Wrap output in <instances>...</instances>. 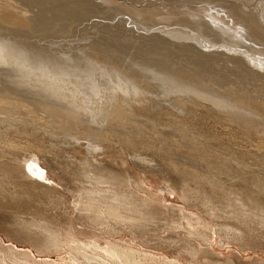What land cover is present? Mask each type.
Listing matches in <instances>:
<instances>
[{"label": "rangeland", "instance_id": "374dc122", "mask_svg": "<svg viewBox=\"0 0 264 264\" xmlns=\"http://www.w3.org/2000/svg\"><path fill=\"white\" fill-rule=\"evenodd\" d=\"M11 1L26 7L30 24L0 21L1 37L49 67H94L105 82L134 84L147 101L136 119L115 115L101 134L104 152L90 156L76 141L87 125L74 129L55 106V114L29 106L51 107L11 94L20 80L0 69V98L22 105L13 117L42 119L17 117L32 132L0 140V264H264V127L234 119L211 97L264 122V75L228 50L233 34L241 51L264 55V0ZM176 82L209 94L175 97ZM24 157L47 172L44 185L29 183ZM86 157L122 182L82 180L74 171ZM137 157L196 193L173 190L137 167ZM215 218L230 230L221 234Z\"/></svg>", "mask_w": 264, "mask_h": 264}, {"label": "bare ground", "instance_id": "6f19581e", "mask_svg": "<svg viewBox=\"0 0 264 264\" xmlns=\"http://www.w3.org/2000/svg\"><path fill=\"white\" fill-rule=\"evenodd\" d=\"M18 3L20 2L18 1ZM24 3L21 4L23 7L25 6ZM25 4L27 5V3ZM25 8L21 9V7H18V4L16 6L15 3L13 4L11 0H0V21L6 25H11V26L18 25L21 28L28 27V25L30 24V19L28 18V13L27 10H25ZM255 9L258 13L262 12L259 6L255 7ZM263 14H264V10H263ZM204 16L208 17L210 15H204ZM202 18L203 17H201L200 19ZM203 20L205 22V19ZM48 22L53 24L56 23L55 21L52 20H49ZM3 24L1 23L0 26ZM204 26L206 25L204 24ZM204 26H202L203 28L200 27L201 30L205 29ZM8 27L9 26L5 27V29L7 28L8 30ZM10 28L12 29V27H9V29ZM2 29L4 28L2 27ZM11 29L9 30V32L14 33V29L13 32L11 31ZM16 32L21 33L18 30H16ZM15 34L16 33H14V35ZM3 36L2 37L0 36V69L4 71L6 69V71H9L10 73L11 72L15 73L18 79L20 80V84L13 85V88L12 87L9 88L10 93L11 94L15 93L17 95L27 94V96L32 95L41 100H44L47 104H50L51 106V107H47L35 103L28 104L29 106H31L32 104V106L35 109H37V111L39 110V108H41L46 112L55 114L58 113V111L55 110L52 106L60 108L61 110L66 112V120L68 121L69 125H71L74 129L77 127H82V125H80V122H83V124L87 125L88 132L84 134L82 133V135H80L79 133V137H77V139L76 137L73 138L76 139V141L78 140L85 141L87 155L94 156L97 154H102L104 152V147H103L104 139L101 137V134L103 129L109 126L110 120H112L115 115L132 116V118L134 119L141 116L140 114L144 109V105L146 104L147 97H146V93L143 92L141 89H139V87L137 88L133 86L134 84L130 85L131 83L128 84L126 81H120V80L114 81V79L109 82H105L106 80L103 79L105 73L102 70H99L92 66H91L92 68H90L91 70L89 69L88 66H87L88 69L86 70L85 69L86 67L84 66L82 70H74V71H69L67 69H64L63 67L62 68L49 67L50 66L49 63L47 64L46 62L47 65H44V63L41 64V62L34 60L31 57L32 55L30 56L28 55L29 53H27V51L24 53V51L22 50L23 51L22 52L19 49V47H16L15 43L6 39V37L3 38ZM229 36L231 38V41L228 42L229 44L228 50L233 54L242 56L252 70H254L256 73L260 75H264V55L263 54L258 55L251 52H247V50L241 51L240 48L237 46V40L235 38L236 35L234 36L233 34L232 35L230 34ZM202 43L204 44L205 47H209L211 45L209 42L206 43L205 40L204 41L202 40ZM74 66L75 64L72 67ZM99 74H101V77L103 78H100ZM15 86H19L20 89H22V92L24 93L19 92ZM203 93L205 92L181 82L173 83L171 85V91L169 92L170 95H173L175 97H178V95L188 96L191 94H203ZM208 94L209 93H205V95ZM211 97L213 98L212 101L215 103L217 109L227 113L229 116L234 117V119L242 120L248 126L259 125L264 127V122L261 121L262 123H259L261 119H258L259 121L257 122L254 119H249L247 116L240 114V112L237 111L241 109L238 104L233 103L229 100H225L222 97H218V96L217 97L211 96ZM8 104H13V107L10 108L9 106H7ZM15 107L21 108L22 105L16 103V100L12 101V100L0 98V114H3L5 116V117L0 116L1 141L2 139H5L4 136L7 135L8 133L17 132L21 134H29L30 132H32V129H28L22 126V124L16 120L17 117L18 118L21 117L23 121L25 120V122H28L33 118H36L34 120H37V118L40 121L42 120L40 117H36L33 115L32 118L28 120L24 116L27 117L29 113L28 115L24 113H23L24 115H22L21 112H18L20 116L18 115L16 117H13L15 115H13L11 111L12 109H15ZM30 111L31 110L29 108H25V113ZM140 158L141 157H137L135 161V165L137 167H139L143 171H148L149 173L162 176L168 181V184L172 187L173 190L178 191L180 194L186 197H190L191 195H194L196 193L195 190L189 189L185 187L182 183L178 182L176 180V176H174L170 171L162 170L161 168L156 167V165L152 161L149 162L151 160L150 158L146 157V159L142 161L140 160ZM30 159L24 157L21 160L24 165L23 169H24L25 177L28 179L29 183L32 186L33 185L36 186L37 184L44 185L43 181L48 180L49 178L47 172L41 169V167L39 166L40 164L37 160L35 159L30 160ZM74 173L75 175L78 174L80 178H82V180L93 181L96 184H101V183L115 184V183H120V181L122 182V175H118L117 171L105 166L100 162L93 161L92 157H86L80 163L79 167L76 168ZM209 210L210 209L207 210L206 208V210L204 211H207L206 214H208ZM203 223H204L203 218L202 217L198 218L197 224H203ZM216 223H218L216 226L218 228L220 227L221 234L222 232H224L225 234L226 230H230L229 229L230 227H228L226 223L219 222V220H217ZM199 232L198 234H201ZM117 253L118 256H121L122 254V252H120L119 250L117 251Z\"/></svg>", "mask_w": 264, "mask_h": 264}]
</instances>
